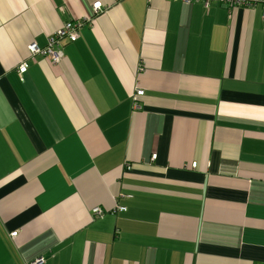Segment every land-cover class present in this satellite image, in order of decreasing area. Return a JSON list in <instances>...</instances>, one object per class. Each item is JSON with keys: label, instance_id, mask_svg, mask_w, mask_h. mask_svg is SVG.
<instances>
[{"label": "crops", "instance_id": "obj_1", "mask_svg": "<svg viewBox=\"0 0 264 264\" xmlns=\"http://www.w3.org/2000/svg\"><path fill=\"white\" fill-rule=\"evenodd\" d=\"M35 261L264 264L259 6L0 0V264Z\"/></svg>", "mask_w": 264, "mask_h": 264}, {"label": "built area", "instance_id": "obj_2", "mask_svg": "<svg viewBox=\"0 0 264 264\" xmlns=\"http://www.w3.org/2000/svg\"><path fill=\"white\" fill-rule=\"evenodd\" d=\"M172 1H178V0H172ZM185 3H192L193 1L201 2L203 5H208L211 2H217L220 4H223L225 8L230 13L233 9H253L257 6H259L263 13H264V0H182ZM102 7L100 2H96L92 5V11L94 14H97L101 11ZM80 24H77L76 22H71L65 24L60 30H58L57 33L54 34L49 40L48 44L44 48H39L34 44H31L28 46V54L29 56H42L46 59H48L51 63L56 64L58 63L61 58L63 57L62 52L59 51V42L60 40H68L69 42H74L77 39V31ZM27 70V64L25 61H23L18 67H17V74L19 76L23 75ZM144 94L143 90L136 89L135 92L131 95L132 101H137L142 97ZM155 158V156H153ZM191 168H195L196 164H191ZM118 211L123 212L125 211L124 207H119ZM94 218H102L105 214L104 211L101 208H95L92 211ZM16 234H11L12 237H14ZM31 264H39V261H35Z\"/></svg>", "mask_w": 264, "mask_h": 264}, {"label": "trees", "instance_id": "obj_3", "mask_svg": "<svg viewBox=\"0 0 264 264\" xmlns=\"http://www.w3.org/2000/svg\"><path fill=\"white\" fill-rule=\"evenodd\" d=\"M52 36H54V35H52ZM52 36H51V37H52ZM51 37H50V38H51ZM50 38H49V39H50Z\"/></svg>", "mask_w": 264, "mask_h": 264}, {"label": "clouds", "instance_id": "obj_4", "mask_svg": "<svg viewBox=\"0 0 264 264\" xmlns=\"http://www.w3.org/2000/svg\"><path fill=\"white\" fill-rule=\"evenodd\" d=\"M97 219H100V218H97Z\"/></svg>", "mask_w": 264, "mask_h": 264}]
</instances>
